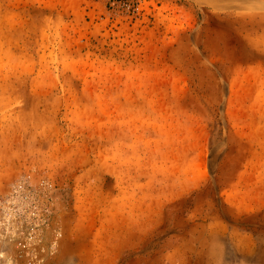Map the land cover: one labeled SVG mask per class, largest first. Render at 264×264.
Returning <instances> with one entry per match:
<instances>
[{
  "label": "rangeland",
  "instance_id": "rangeland-1",
  "mask_svg": "<svg viewBox=\"0 0 264 264\" xmlns=\"http://www.w3.org/2000/svg\"><path fill=\"white\" fill-rule=\"evenodd\" d=\"M0 264H264V0H0Z\"/></svg>",
  "mask_w": 264,
  "mask_h": 264
}]
</instances>
